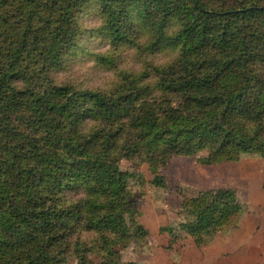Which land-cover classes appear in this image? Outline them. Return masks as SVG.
Wrapping results in <instances>:
<instances>
[{
    "label": "trees",
    "instance_id": "obj_1",
    "mask_svg": "<svg viewBox=\"0 0 264 264\" xmlns=\"http://www.w3.org/2000/svg\"><path fill=\"white\" fill-rule=\"evenodd\" d=\"M248 154L264 159V0H0V264H122L148 236L141 166ZM242 212L235 189L202 190L159 232L203 248Z\"/></svg>",
    "mask_w": 264,
    "mask_h": 264
},
{
    "label": "rangeland",
    "instance_id": "obj_2",
    "mask_svg": "<svg viewBox=\"0 0 264 264\" xmlns=\"http://www.w3.org/2000/svg\"><path fill=\"white\" fill-rule=\"evenodd\" d=\"M93 47L92 43L90 49ZM92 78L95 79L94 76ZM260 164L264 165V159L256 154H248L236 163L221 166H201L195 158H173L156 172L141 166L137 172L142 180L130 181L129 187L137 201L138 220L148 231V236L143 248L132 243H125L123 248H118L122 264L130 261L138 264H169L168 251L179 255V252L185 250L192 243L190 237L179 232L176 242L169 244L168 236L161 234L159 229L168 226L176 229L182 218V198L198 191L220 187L235 189L243 208L239 224L254 219L263 227L264 206L248 204L251 198L256 197L257 200L264 193V167ZM120 168L131 171L133 166L121 161ZM156 174L165 179L167 188H157L150 183ZM66 264L78 262L69 258Z\"/></svg>",
    "mask_w": 264,
    "mask_h": 264
},
{
    "label": "crops",
    "instance_id": "obj_3",
    "mask_svg": "<svg viewBox=\"0 0 264 264\" xmlns=\"http://www.w3.org/2000/svg\"><path fill=\"white\" fill-rule=\"evenodd\" d=\"M248 204L264 206V193L257 200L251 198ZM239 221L223 237L208 241L203 248L190 243L193 246L187 245L179 255L168 251L169 264H264V226L254 219L243 224Z\"/></svg>",
    "mask_w": 264,
    "mask_h": 264
}]
</instances>
